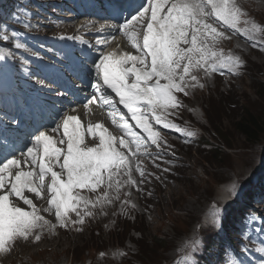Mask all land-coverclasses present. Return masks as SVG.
Masks as SVG:
<instances>
[{
	"label": "snow or ice",
	"instance_id": "6c2138e0",
	"mask_svg": "<svg viewBox=\"0 0 264 264\" xmlns=\"http://www.w3.org/2000/svg\"><path fill=\"white\" fill-rule=\"evenodd\" d=\"M217 25L250 40L264 37V24L251 18L240 0H146L119 26L137 54L113 50L99 56L93 63L96 94L84 107L89 109L96 102L107 106L112 124L122 135L114 136L102 123L83 129L77 116L64 115L54 127L32 134L30 146L19 156L0 161V257L9 255L18 241L39 242L44 233L54 234L57 227L82 226L94 209L103 210L119 200L121 188L137 185L133 171L145 175L140 158L151 155L149 145L159 149L162 141L166 143L161 128L196 136L168 118L183 107L177 94L188 96L189 89L205 87L195 74L198 71L211 76L228 69L240 75L245 67L239 55L225 54L219 47L230 37ZM15 46L25 47L22 43ZM86 136L98 142L89 146ZM83 190L96 195H82ZM26 192L38 199L47 196L43 211L53 214L55 223L41 214ZM13 198L26 207L17 206ZM213 208L212 224L222 226V210ZM201 243L195 236L184 242L191 254L181 264H198L194 254Z\"/></svg>",
	"mask_w": 264,
	"mask_h": 264
},
{
	"label": "rangeland",
	"instance_id": "374dc122",
	"mask_svg": "<svg viewBox=\"0 0 264 264\" xmlns=\"http://www.w3.org/2000/svg\"><path fill=\"white\" fill-rule=\"evenodd\" d=\"M259 1L254 12L264 22V0L256 3ZM246 59V72L230 91H226L227 86L219 88V96L211 95L208 103L205 96L198 98L193 102L205 112L195 110L182 117L209 146L183 150L186 168L177 183L157 189L156 198L149 199L148 214L113 233L87 229L82 235H60L49 243L45 240L17 247L10 254L21 261L18 264H165L181 238L205 234L201 217L209 206L224 203V186L244 181L249 173L264 168V99L258 95L259 86L264 84V57L250 53ZM242 112L259 122L261 131L254 143L245 141L232 127V120Z\"/></svg>",
	"mask_w": 264,
	"mask_h": 264
},
{
	"label": "trees",
	"instance_id": "16d2710c",
	"mask_svg": "<svg viewBox=\"0 0 264 264\" xmlns=\"http://www.w3.org/2000/svg\"><path fill=\"white\" fill-rule=\"evenodd\" d=\"M259 97L264 99V85L261 84L258 88ZM232 127L245 141L254 143L257 141V136L261 131L258 120L247 112H242L239 118L232 120Z\"/></svg>",
	"mask_w": 264,
	"mask_h": 264
},
{
	"label": "bare ground",
	"instance_id": "6f19581e",
	"mask_svg": "<svg viewBox=\"0 0 264 264\" xmlns=\"http://www.w3.org/2000/svg\"><path fill=\"white\" fill-rule=\"evenodd\" d=\"M257 3H258V2H257ZM54 27H55V26H52V27H50V28L53 30ZM51 29H50V30H51ZM57 31H59V30H57ZM54 33H55V32H54ZM53 35H55V34H53ZM248 53H252V52L249 51ZM253 57H254V56H253ZM258 60H259V59H258ZM261 62H262V61H261ZM262 63H263V62H262ZM89 72H90V71H89ZM244 93H245V92H244ZM237 94H238V93H237ZM234 95H235V94H234ZM239 170H240V169H239ZM184 238H185V236H184ZM16 249H17V248H16ZM16 249H13L12 252H15ZM7 260H8V259H7Z\"/></svg>",
	"mask_w": 264,
	"mask_h": 264
}]
</instances>
